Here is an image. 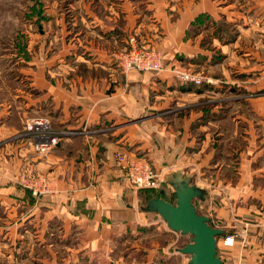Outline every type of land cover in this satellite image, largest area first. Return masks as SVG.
Returning a JSON list of instances; mask_svg holds the SVG:
<instances>
[{
	"label": "crops",
	"instance_id": "1",
	"mask_svg": "<svg viewBox=\"0 0 264 264\" xmlns=\"http://www.w3.org/2000/svg\"><path fill=\"white\" fill-rule=\"evenodd\" d=\"M147 2L151 11L146 14L128 0L114 7L119 13L109 4L113 19L122 16L123 27L119 21L110 24L109 17L99 19L83 38L86 47L76 40L71 54L67 46L58 67L65 72L60 81L66 86L46 80L50 74L43 66L53 56L45 60L40 55L44 63L37 59L28 85L39 95L21 97L19 128L24 129L23 116L39 112L51 115L56 129H90L94 134L67 137L47 158L37 159L26 139L7 142L6 137L20 130L9 125L8 118L0 121V248L15 243L14 247L27 252L26 261L40 264H188L189 257L178 253L175 245L180 234L171 231L158 214L145 210L146 201L141 204L114 154L149 162L155 172L170 173L165 182L172 184L184 182L181 176L190 178L200 165L203 170L214 167L212 132H206L207 127L225 133L230 126L231 138H238L244 118L233 120L228 114L210 118L197 131L190 125L200 116L199 105L216 104L211 111L216 115L218 106L227 105L228 91L242 93L245 85L264 78V0H173L169 9L165 0ZM201 13L228 22L212 41L225 57L206 69L209 76L220 80V86H209L203 94L182 92L174 88L167 73L151 76L132 71L124 77L112 66L110 51L116 39L111 32L116 33V28L125 36L140 32L141 38L161 48L167 57L197 54L200 35L189 38L188 29ZM229 29L235 33L234 41L226 43ZM209 30L215 35L214 27ZM83 64L96 70L95 75L88 76L84 70L78 73ZM67 77L69 81H64ZM40 101L49 104L39 106ZM235 104L236 109L242 107ZM242 143L245 152L225 149L219 158L218 164L235 172V180L227 179L221 185L218 206L209 204L206 217L219 224L224 238L233 237L230 246L223 245L224 238L220 241L217 257L221 264H264V152L256 149L257 141L251 135ZM27 162H34L51 181L52 194L34 198L19 186V173ZM190 167L193 171H184ZM208 196L203 204L211 202V193ZM132 253L138 259L131 258Z\"/></svg>",
	"mask_w": 264,
	"mask_h": 264
},
{
	"label": "rangeland",
	"instance_id": "2",
	"mask_svg": "<svg viewBox=\"0 0 264 264\" xmlns=\"http://www.w3.org/2000/svg\"><path fill=\"white\" fill-rule=\"evenodd\" d=\"M122 1L123 0H0V121L8 118L9 125L20 130L16 134L6 137L7 142L9 140H11L9 142H17L20 139H24V137H22L24 129L19 128L20 124H18L23 112L22 106L24 101L21 103L19 101L23 100L21 97L26 94H30L32 97L36 98L39 95L38 90L35 88L30 90L28 85L29 79H32V70H37V59L43 62V59H40L39 56H45V60L49 59L50 56H53L51 61L45 62L46 66H43V68L46 73L52 75V78L57 81L50 78V75L46 77V80L53 85L55 83H61L62 86H66L64 82L60 81L61 76L65 73L63 68H58L60 64H62L59 62L62 58L60 55L65 54L64 52H66L65 49H67V46H70L69 53H75L76 40L86 47V45H84L85 43H83V38H85L86 33L93 31V28L91 27L97 26L99 19L103 21L105 20V17H109L110 24L117 25V22L119 21V25L123 27L122 22L124 20L122 16L120 17V15L117 14L119 19L117 20V18H114L115 21L113 22L115 14L112 12L115 11L116 13H119L116 9L118 5V7L121 6ZM128 1L131 4L133 2L137 3L140 10L145 14L151 11L147 10L148 5H150L147 0ZM165 1L168 2L167 9H169L173 4V0ZM192 1L194 3L196 0ZM109 4L113 5L110 6ZM108 6L112 8L115 7L116 9L114 8L111 11L108 9ZM201 16L204 17L203 20L199 25H196L195 20L197 18L199 19V17L202 18ZM225 23L228 22L223 18L216 20L210 15L204 13L195 17L190 23L188 33L190 36L189 38L191 39L200 35L198 42L199 52L190 57L182 55V53L175 54L173 57H167L169 55L163 52L161 48L154 44H150L141 38L140 32L137 34L131 32V34L125 36L122 29L116 28V33L111 32V35H114V38L116 39L115 47L111 48L110 51L112 66L115 67L124 77L132 71L147 73L151 76H158L167 73L174 80V88H178L182 92L203 94L208 90L207 87L209 86H220V80L209 76L206 69L207 67L220 63V57H222V59L225 57V55L221 54L220 50L216 49L212 43L215 38L219 37L218 30L222 29L220 27H223ZM211 26L216 29L215 35L214 31L211 32L209 30ZM95 29L97 28L95 27ZM226 32L228 33V38L226 39L228 42L226 41V43L234 41L232 40L235 36L233 29L226 30ZM105 33L106 35L108 34V32ZM88 39H91L90 36ZM72 47L74 49H72ZM133 51L148 53L150 56L157 58L161 64V71H139L135 68L126 70L123 65V60ZM209 54L212 55L213 58H210ZM83 65L84 66H79L78 73L84 70L85 72H88V76H91L92 74L95 75L94 71L96 70L92 67H86V64ZM231 68L235 71L233 65ZM184 75L192 76L198 81V83L181 79ZM215 76L218 77L217 74ZM245 77L246 76H244V78ZM68 79V77L65 79L63 78L64 81H69ZM256 81L250 82L249 85H245L246 89H242V93L238 91L235 94L233 93L235 91L233 89L228 91V99L226 100L227 105L225 103L223 106H218L217 110H219L220 113L224 112L225 116L228 114L233 120L238 119V117L244 118L245 122L238 126L237 135L239 134V131H241L243 139L247 138L248 135H251L252 140L257 141V145L255 146L256 149H260L264 152V78H261L258 82ZM247 82L248 79H246L244 84ZM210 91H212V89ZM240 96L241 98H239ZM236 102L242 107L236 109V106L233 105ZM255 102H258L259 106H253L252 103ZM45 103L46 102L40 101L37 104H40L39 106H48L49 103L44 105ZM214 106H216L214 103H203L196 107V111L197 113H200V116L191 123L190 128L197 131L199 130V127L207 126L206 123L211 120L210 115L214 114L211 112ZM261 106L263 108H261ZM30 115L31 116H28V114H26V117L49 116L39 112L31 113ZM26 117L23 116L21 122L26 121L24 120ZM233 127L235 126L233 125ZM230 128L231 127L229 126L227 128L228 131L226 130L227 132L225 133H219L214 127H211L210 129L207 127L206 132H212V145L210 151L212 158L210 159L214 167L211 170H203L200 165L198 168H194L196 172L194 175L191 174L190 178L186 179V177L181 176V180L185 181L186 179L189 186H195L202 192L200 199L193 200V205L195 206V209L205 217L208 215L206 214V208L209 209V204H212V208L218 206L222 194L220 190L222 187L221 185L225 184L227 179L230 181L235 180V172L231 171L232 169L230 170L225 167L224 164H218L222 152L225 151V149L230 150V148H233V151H235V149H240L241 152H245L246 150L245 147H242L244 145L241 136L238 138H231L232 132H230ZM91 132V135H93L94 132L92 130ZM244 142L246 143L245 140ZM227 143L230 144L229 148H226ZM116 154L125 156L132 161L142 160L139 158L128 157L121 152H117ZM116 154H114V160L124 170L127 179L125 166L117 161ZM24 165L25 163L23 166ZM190 169L191 167L189 169L185 168L184 171L189 172ZM156 173L163 175V182L154 189L137 190L136 196L141 199V204L147 199H153L157 196L162 200L164 198L172 202L170 204H175L176 198L173 188L174 184L169 181L165 182L166 176L170 173ZM209 193H211V202L207 201V203L203 204ZM212 225L216 226L217 229H220L219 224L216 222H213ZM1 244L2 242L0 240V246ZM14 244L15 243L11 244L12 247L5 246L4 248H0V264H40L33 262V260L26 261L27 252H24L22 249H17L16 246H13ZM163 244L165 245L166 243L163 242ZM220 245H222V243L219 244V247ZM8 254L10 255L7 256ZM219 254L220 249L217 256H220ZM130 255L131 258L135 257L138 259V256L135 254L132 253ZM125 263L130 264L131 262L127 261ZM117 264H121V262H118Z\"/></svg>",
	"mask_w": 264,
	"mask_h": 264
},
{
	"label": "built area",
	"instance_id": "3",
	"mask_svg": "<svg viewBox=\"0 0 264 264\" xmlns=\"http://www.w3.org/2000/svg\"><path fill=\"white\" fill-rule=\"evenodd\" d=\"M123 65L126 70L135 68L139 71H161L160 61L148 53H141V51L131 52L123 60ZM181 79L198 83L189 75H184ZM91 133L89 129H83L80 132L63 131L56 129L48 117H29L25 121L22 137L29 141L34 157L41 159L50 155L63 139L72 136L88 138ZM116 159L125 166L127 179L134 190L154 189L163 182V175L156 173L149 162L145 160L132 161L118 154H116ZM18 183L23 190L28 191L34 198L53 193L51 181L37 171L34 162L25 163L21 168ZM232 243L233 237L231 236L223 240L224 246H230ZM178 253L180 252L178 251Z\"/></svg>",
	"mask_w": 264,
	"mask_h": 264
},
{
	"label": "water",
	"instance_id": "4",
	"mask_svg": "<svg viewBox=\"0 0 264 264\" xmlns=\"http://www.w3.org/2000/svg\"><path fill=\"white\" fill-rule=\"evenodd\" d=\"M175 204H170L160 198L150 200L146 210L158 214L167 227L181 235H190L191 242L179 252L189 257V264H221L216 256L215 237L222 230L209 225V219L198 215L194 199H200L202 192L195 186H189L187 181L173 185Z\"/></svg>",
	"mask_w": 264,
	"mask_h": 264
},
{
	"label": "trees",
	"instance_id": "5",
	"mask_svg": "<svg viewBox=\"0 0 264 264\" xmlns=\"http://www.w3.org/2000/svg\"><path fill=\"white\" fill-rule=\"evenodd\" d=\"M202 18H200L199 17V19L197 18L196 20H195V24L196 25H199L200 24V22L203 20V16H201ZM225 113L224 112H219V114H213V115H210V118H212L213 120H216V119H218V117H222V116H225L224 115ZM162 195V194H161ZM156 198H159L158 196L156 197ZM153 199H155V198H153ZM161 199V198H160ZM150 200H152V199H147L146 200V205H147V203L150 201ZM166 200V199H165ZM195 200V199H194ZM168 201V200H167ZM169 203H172V202H170L169 201ZM145 205V206H146ZM196 212L198 213V215H201V213H199L197 210H196ZM209 225L211 226V227H213V228H216V226H214V225H212V223L211 222H209ZM225 237V234L222 232V234L221 235H219V236H217V237H215V239H216V256H217V254H218V251H219V244H220V241L223 239ZM191 242V236L190 235H181L180 234V237H179V240H178V242H177V244H176V247L178 248V250H180V249H182V248H184L188 243H190Z\"/></svg>",
	"mask_w": 264,
	"mask_h": 264
}]
</instances>
